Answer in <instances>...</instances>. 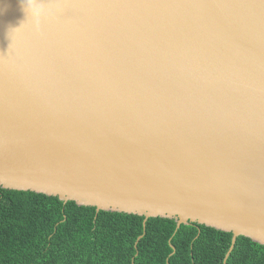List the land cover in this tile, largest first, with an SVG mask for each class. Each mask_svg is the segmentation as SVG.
<instances>
[{"label":"water","instance_id":"obj_1","mask_svg":"<svg viewBox=\"0 0 264 264\" xmlns=\"http://www.w3.org/2000/svg\"><path fill=\"white\" fill-rule=\"evenodd\" d=\"M1 31L0 187L264 246V0H0Z\"/></svg>","mask_w":264,"mask_h":264},{"label":"trees","instance_id":"obj_2","mask_svg":"<svg viewBox=\"0 0 264 264\" xmlns=\"http://www.w3.org/2000/svg\"><path fill=\"white\" fill-rule=\"evenodd\" d=\"M143 219L0 187V264H224L231 232L151 217L135 248ZM226 263L264 264V246L238 236Z\"/></svg>","mask_w":264,"mask_h":264},{"label":"bare ground","instance_id":"obj_3","mask_svg":"<svg viewBox=\"0 0 264 264\" xmlns=\"http://www.w3.org/2000/svg\"><path fill=\"white\" fill-rule=\"evenodd\" d=\"M5 26H6V24H4ZM5 34L6 33H3L2 31L0 32V37L2 38V39H4L3 37L5 36ZM1 35H3V36H1Z\"/></svg>","mask_w":264,"mask_h":264}]
</instances>
